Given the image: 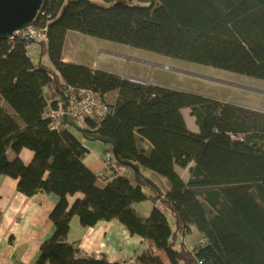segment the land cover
Here are the masks:
<instances>
[{
    "label": "trees",
    "instance_id": "obj_1",
    "mask_svg": "<svg viewBox=\"0 0 264 264\" xmlns=\"http://www.w3.org/2000/svg\"><path fill=\"white\" fill-rule=\"evenodd\" d=\"M31 25L45 30L43 39L17 33L0 39V175L18 179L26 195L60 197L50 216L54 234L43 242L37 264H122L84 255L77 241L70 242L74 216L83 226L119 219L144 237L148 247L136 264H264V110L139 83L62 57L68 31L77 30L264 79V0H44ZM33 42L47 62L31 59ZM68 85L103 97L117 91L109 102L114 112L51 128L46 111L59 101L50 98L61 101ZM185 107L199 132L188 128ZM79 121L114 140L120 161L139 167L133 180L106 156L114 150L106 143L102 154L114 176L100 183L84 163L89 148L67 128ZM24 148L34 152L29 164L19 156ZM8 150L16 153L13 160ZM177 167H188L189 178ZM143 168L171 187L162 190ZM76 194L82 197L70 206L68 196ZM148 199L155 206L146 218L133 204Z\"/></svg>",
    "mask_w": 264,
    "mask_h": 264
},
{
    "label": "crops",
    "instance_id": "obj_2",
    "mask_svg": "<svg viewBox=\"0 0 264 264\" xmlns=\"http://www.w3.org/2000/svg\"><path fill=\"white\" fill-rule=\"evenodd\" d=\"M80 34L81 40L77 41ZM84 35L75 30H69L62 57L66 62H78L92 67L89 58L78 59V45L85 39ZM71 42H77V46L70 55L67 53V47L72 44ZM100 51L109 52L106 49ZM28 54L31 57L29 52ZM182 113L188 128L193 132H199L200 128L191 114V109L185 107ZM83 143L89 148L88 144ZM16 156L14 151L8 150V157L11 160ZM19 156L29 164L34 157V152L24 148ZM106 158L99 149H89L84 163L97 173L106 168ZM193 164L192 162L189 167ZM181 176L184 179L189 178L188 175L185 177L181 174ZM18 182L16 178L0 175V264H37L41 258L43 242L54 234L55 226L50 216L60 197L55 193L26 195L19 191ZM168 189L169 187L166 188ZM80 197L82 194L68 196L70 206ZM154 206V202L150 199L133 204V207L146 218L150 216ZM68 239L70 242L77 241L84 255L105 259L111 263L136 264V255L148 247L144 237L131 234L119 219L102 221L96 226H83L79 217L74 216ZM164 260L168 263L165 257Z\"/></svg>",
    "mask_w": 264,
    "mask_h": 264
},
{
    "label": "rangeland",
    "instance_id": "obj_3",
    "mask_svg": "<svg viewBox=\"0 0 264 264\" xmlns=\"http://www.w3.org/2000/svg\"><path fill=\"white\" fill-rule=\"evenodd\" d=\"M84 36L85 39L78 45V59L89 58L93 68L108 69L125 77H132L134 81L139 83L152 82L264 110V79L172 57L130 44L102 39L88 34ZM80 40L81 34L77 41ZM76 44L77 42H73L68 45V54H73ZM101 49H106L109 52H101ZM28 50L34 62L38 63L39 60L48 61V56L45 52H42V46L39 42L31 43ZM50 90V87L46 86V95L50 93ZM116 93L117 91L110 92L106 100L113 102ZM52 114L54 115V113ZM77 123L79 126H85L82 121ZM67 128H71L80 140L88 144L90 150L99 149L103 152L104 149L110 147V145H106V142L101 140L85 138L81 132L70 125ZM147 146H150V144L146 143V149L149 148ZM113 152H107L106 156H112ZM120 167L121 175L126 176L130 180L134 179L136 171L133 168ZM104 169H107L106 174L109 173L110 178L114 176V174L111 175L113 173L111 169ZM178 170L185 177L189 176L187 168L178 167ZM142 171L145 177L156 183L162 190L171 187L165 177L148 169H142ZM102 172L99 171L97 173L101 178L100 183L105 185L107 181L106 177L100 175ZM170 221L173 222L172 217H170Z\"/></svg>",
    "mask_w": 264,
    "mask_h": 264
},
{
    "label": "built area",
    "instance_id": "obj_4",
    "mask_svg": "<svg viewBox=\"0 0 264 264\" xmlns=\"http://www.w3.org/2000/svg\"><path fill=\"white\" fill-rule=\"evenodd\" d=\"M16 33L20 37L29 40H41L45 36L44 29L31 24L23 30L16 31L14 34ZM14 38V36L10 37V39ZM65 91L68 95L63 99L61 98V101L57 96H51L50 98L51 103L59 101L58 108L54 109L51 105L46 111V117H49L50 120L49 125L53 129H62L69 121L79 120L87 116H91L100 121L107 114L114 112V108L111 106V103L106 100V97L101 96L92 89L73 88L68 85L65 87ZM52 113H54V115ZM105 163L106 168L111 169L113 172L114 169L109 165L108 161L105 160ZM106 172L107 169L103 170L100 175H103V177L110 176L109 173L106 174ZM111 175H113V173Z\"/></svg>",
    "mask_w": 264,
    "mask_h": 264
},
{
    "label": "water",
    "instance_id": "obj_5",
    "mask_svg": "<svg viewBox=\"0 0 264 264\" xmlns=\"http://www.w3.org/2000/svg\"><path fill=\"white\" fill-rule=\"evenodd\" d=\"M44 0H0V39H8L16 31L27 28L38 16L43 6ZM77 131L90 140H101L111 143L114 152L111 158L124 166H131L136 172H140L138 166L128 162L120 161L118 156L117 144L114 140L101 136L100 134L90 133L83 126L71 124Z\"/></svg>",
    "mask_w": 264,
    "mask_h": 264
}]
</instances>
